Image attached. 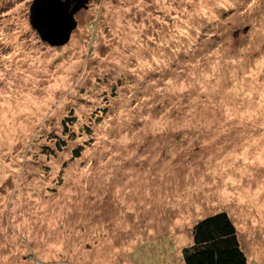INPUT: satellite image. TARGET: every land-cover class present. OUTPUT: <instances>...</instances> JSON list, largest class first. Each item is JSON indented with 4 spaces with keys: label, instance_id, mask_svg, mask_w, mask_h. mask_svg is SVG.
<instances>
[{
    "label": "rangeland",
    "instance_id": "obj_1",
    "mask_svg": "<svg viewBox=\"0 0 264 264\" xmlns=\"http://www.w3.org/2000/svg\"><path fill=\"white\" fill-rule=\"evenodd\" d=\"M31 2L0 0V264H184L221 211L264 264V0H89L59 46Z\"/></svg>",
    "mask_w": 264,
    "mask_h": 264
},
{
    "label": "trees",
    "instance_id": "obj_2",
    "mask_svg": "<svg viewBox=\"0 0 264 264\" xmlns=\"http://www.w3.org/2000/svg\"><path fill=\"white\" fill-rule=\"evenodd\" d=\"M81 149L74 148L73 157L79 156ZM191 234L192 244L182 248L184 264H247L236 227L227 213L202 218L194 224Z\"/></svg>",
    "mask_w": 264,
    "mask_h": 264
},
{
    "label": "water",
    "instance_id": "obj_3",
    "mask_svg": "<svg viewBox=\"0 0 264 264\" xmlns=\"http://www.w3.org/2000/svg\"><path fill=\"white\" fill-rule=\"evenodd\" d=\"M89 0H32L29 23L41 40L51 46L65 44L76 27L74 15Z\"/></svg>",
    "mask_w": 264,
    "mask_h": 264
},
{
    "label": "bare ground",
    "instance_id": "obj_4",
    "mask_svg": "<svg viewBox=\"0 0 264 264\" xmlns=\"http://www.w3.org/2000/svg\"><path fill=\"white\" fill-rule=\"evenodd\" d=\"M82 9V8H81Z\"/></svg>",
    "mask_w": 264,
    "mask_h": 264
}]
</instances>
